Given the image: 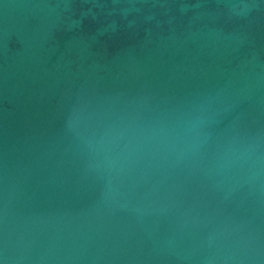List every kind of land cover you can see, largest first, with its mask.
<instances>
[{
	"label": "water",
	"instance_id": "95a60500",
	"mask_svg": "<svg viewBox=\"0 0 264 264\" xmlns=\"http://www.w3.org/2000/svg\"><path fill=\"white\" fill-rule=\"evenodd\" d=\"M0 264H264V0H0Z\"/></svg>",
	"mask_w": 264,
	"mask_h": 264
}]
</instances>
